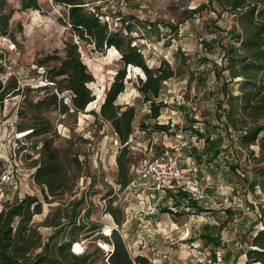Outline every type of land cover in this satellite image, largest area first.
Segmentation results:
<instances>
[{
  "label": "rangeland",
  "instance_id": "1",
  "mask_svg": "<svg viewBox=\"0 0 264 264\" xmlns=\"http://www.w3.org/2000/svg\"><path fill=\"white\" fill-rule=\"evenodd\" d=\"M77 2L83 4L84 13L96 15L114 32L120 30L148 68L165 62L177 75L164 82L156 102L165 106L153 120L149 118V103L137 89L144 78L141 70L125 67L114 47L99 51L93 37L80 39L68 25L67 5L58 0H37V9H22L21 0H0V29L9 39L7 45L0 44V84L8 92L0 102V207L35 196L42 203V211L31 223L44 240L52 234L53 229L43 222L48 214L56 212L60 202L49 195L46 201L33 178L43 140L48 138L58 150L77 153L83 163L76 186L64 200L83 199L80 215L89 210L90 222L98 226L80 234L72 244L73 253L89 256V264L108 263L112 251L108 235L113 229L120 234L131 258L141 256L149 264H245L244 251L255 231L264 226L260 222L264 193L253 185L258 140L246 148L239 143L242 131L229 129L226 134L227 105L218 107L224 101L221 85L229 81L228 70L224 69L225 50L239 46L233 38L240 32L237 18L221 11L213 0H124L123 6L120 0ZM193 10L195 13H190ZM4 23L7 26L2 31ZM129 25L127 30L125 26ZM68 42L77 45L82 63L93 76L87 86L95 99L77 114L71 113L70 92L59 93L50 82L57 58L64 57ZM124 67L127 80L115 105L122 110L134 107L135 116L133 138L125 154L130 160V182L122 187L116 160L121 147L99 112L106 90ZM240 82L230 83L233 95L239 93ZM52 93L57 96L55 104L37 105ZM63 104L68 112L63 113ZM39 118L48 120L49 134L28 138V132H18L19 125L29 126ZM155 123L169 126L168 133L152 130ZM147 128L157 132L152 149L140 133ZM194 130L218 140L220 154L216 159L209 161L205 142L192 135ZM177 134L186 140L194 136L188 141L189 149L178 147ZM165 150L178 156L183 170H195L202 178L208 199L197 204L200 209L187 207L180 198L182 193L172 200L170 194L158 192L144 176L146 162ZM205 232L220 238L215 257L213 247L201 239ZM76 244L80 251L75 250Z\"/></svg>",
  "mask_w": 264,
  "mask_h": 264
},
{
  "label": "trees",
  "instance_id": "2",
  "mask_svg": "<svg viewBox=\"0 0 264 264\" xmlns=\"http://www.w3.org/2000/svg\"><path fill=\"white\" fill-rule=\"evenodd\" d=\"M58 1L69 7L68 25L80 39L87 35L93 37L99 51L114 47L120 53V59L125 67L130 65L141 70L144 78L139 80L137 89L143 100L149 103V118L157 119L165 106L162 102H156L163 84L175 77L177 72L165 62L155 68H148L142 55L137 52L135 46H130V41L121 36L120 30L114 32L109 29L107 23L100 22L96 15L84 13L83 4L77 2L78 0ZM213 1L221 11L233 14L240 28V32L233 36L235 42H239V46H230L225 50L227 65L224 69L228 70L229 81H224L221 85L224 101L218 104V107L221 109L223 103L227 105L224 113L226 134L229 129L242 131L238 137L239 143L246 148L258 140L259 157L255 158L258 166L254 170L253 185L259 186L264 193V136L259 137L264 130V0ZM21 6L22 9L38 8L37 0H21ZM190 13H195V10ZM6 26L7 23L2 25V31L6 30ZM125 27L127 30L131 28L130 25ZM64 51V57L57 58L58 65L54 67L50 82L59 93L70 92L71 113L77 114L95 99L87 86L93 82V76L82 63L76 44L66 43ZM125 67L115 74L105 92L99 112L101 119L110 124L122 146L120 155L116 158L122 187L130 182L128 176L130 160H126L125 154L130 148V143L127 142L134 132L135 116L134 107L129 106L122 110L120 106L115 105V100L124 90V82L127 80ZM57 77L62 79L56 80ZM233 81H241L237 95H233L229 88ZM7 94L0 84V102ZM50 101L54 104L57 102L54 93L39 100L37 105L46 107ZM62 108L63 113L69 111L64 104ZM17 129L19 133L28 132L26 134L28 138L38 137L50 133V124L48 120L39 118L29 126L19 125ZM152 130L168 133L169 126L155 123ZM192 135L203 138L204 153L209 154V161L218 157L220 149L219 143H216L217 139L205 138L198 130H194ZM250 155H253V152H250ZM36 166L33 178L42 188L44 199L47 201L48 195L55 196L60 202L56 212L48 214L43 222V225L52 228L53 232L44 240L41 233L32 225L33 216L42 211V203L35 196H25L20 200L4 203L0 207V264H89V256L85 253H73L72 244L77 241L80 234L94 231L98 226L90 222L89 210L83 216L80 215L85 205L83 199H73L67 203L64 200L67 195H71L76 186L83 166L82 161L79 160L78 154L71 150H58L52 140L47 138L43 140ZM2 172L0 162V177ZM175 198L176 196H173L172 200ZM180 198L183 200V194ZM179 204L175 202V206ZM187 205L192 209H200L195 202H189ZM113 217L116 224L120 225V220ZM260 222L264 223V208L261 210ZM108 237L111 239L112 251L107 258V264H149L144 257L129 256L124 241L116 230H111ZM108 237L104 239L108 240ZM201 239L206 245L213 247L215 257L214 249L221 247L219 236L205 232ZM244 255L245 264H264V226L263 229L255 231Z\"/></svg>",
  "mask_w": 264,
  "mask_h": 264
},
{
  "label": "built area",
  "instance_id": "3",
  "mask_svg": "<svg viewBox=\"0 0 264 264\" xmlns=\"http://www.w3.org/2000/svg\"><path fill=\"white\" fill-rule=\"evenodd\" d=\"M120 4L123 6L124 0H120ZM8 43L9 39L1 33L0 29V44L7 45ZM140 133L145 136L146 142L150 143L152 149V144L157 140V132L147 128L140 130ZM160 133L166 132L161 131ZM133 134L127 143L131 142ZM194 136H191L189 140L191 141ZM189 140H186L180 134L176 135L177 145L180 149L184 147L189 149L191 147L188 144ZM120 147L122 146L120 145ZM144 176L151 182L152 187L163 194H170L171 199L181 193L185 195L183 200L186 204H189V202L200 204L208 199V196L204 193L202 178L195 173V170H183L178 156L169 153L167 150L146 162Z\"/></svg>",
  "mask_w": 264,
  "mask_h": 264
},
{
  "label": "bare ground",
  "instance_id": "4",
  "mask_svg": "<svg viewBox=\"0 0 264 264\" xmlns=\"http://www.w3.org/2000/svg\"><path fill=\"white\" fill-rule=\"evenodd\" d=\"M75 250H76V251H80V250H81L80 245L76 244V246H75Z\"/></svg>",
  "mask_w": 264,
  "mask_h": 264
}]
</instances>
